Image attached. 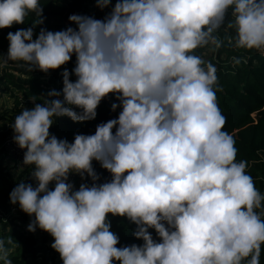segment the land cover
Returning a JSON list of instances; mask_svg holds the SVG:
<instances>
[{
  "label": "trees",
  "instance_id": "obj_1",
  "mask_svg": "<svg viewBox=\"0 0 264 264\" xmlns=\"http://www.w3.org/2000/svg\"><path fill=\"white\" fill-rule=\"evenodd\" d=\"M12 46L0 264H264V0H0ZM50 156L87 193L35 184Z\"/></svg>",
  "mask_w": 264,
  "mask_h": 264
},
{
  "label": "rangeland",
  "instance_id": "obj_2",
  "mask_svg": "<svg viewBox=\"0 0 264 264\" xmlns=\"http://www.w3.org/2000/svg\"><path fill=\"white\" fill-rule=\"evenodd\" d=\"M54 50L52 51V53ZM14 54V47H10L7 50L0 51V71L3 64L14 62L18 60L19 58L16 56H13ZM56 56V53H54ZM32 58L34 57H40L38 59L39 64L43 65H49L48 61V55L45 54L44 50L38 49L35 50V52L31 55ZM10 105V100L5 96L0 94V109L8 107ZM223 144V141L221 142ZM43 146H40L35 154L33 155V162L34 164H38L41 162V153H42ZM30 155V154H29ZM28 155V157H29ZM48 166L46 167L48 170L57 172L59 175L53 178L37 180L38 183L42 186H44L51 194L55 190L62 189L65 192V197H77L80 195H84L87 193L84 186V172L82 170H79L77 168H72L70 165L67 167L64 164H62L59 159L50 156L48 157ZM67 162H69V159H67ZM4 163L6 167H11L10 173L13 175H16L19 173L22 169L15 168L16 165L14 163V159L11 156H7L5 154L4 157ZM41 171V169H40ZM216 178H218L221 181H226L232 177V172L229 171H220L215 174ZM199 224V222H198ZM205 230L203 231L205 238L207 236H212L215 234L216 229L214 230L213 225L211 224H204ZM176 242V241H175ZM175 242H167L169 247H172Z\"/></svg>",
  "mask_w": 264,
  "mask_h": 264
},
{
  "label": "built area",
  "instance_id": "obj_3",
  "mask_svg": "<svg viewBox=\"0 0 264 264\" xmlns=\"http://www.w3.org/2000/svg\"><path fill=\"white\" fill-rule=\"evenodd\" d=\"M195 12V10H192ZM4 149L7 152V156H11L16 162L18 168H23L28 159V155L32 152V147H27L15 136L9 135L4 141ZM35 183L39 184L36 180ZM2 216L0 215V220Z\"/></svg>",
  "mask_w": 264,
  "mask_h": 264
},
{
  "label": "clouds",
  "instance_id": "obj_4",
  "mask_svg": "<svg viewBox=\"0 0 264 264\" xmlns=\"http://www.w3.org/2000/svg\"><path fill=\"white\" fill-rule=\"evenodd\" d=\"M193 13H195V12H193ZM29 156H30V155H29ZM14 163H15V165H16V162H14ZM36 180H38V179H35L34 182H35ZM35 184H37V183H35ZM37 185H40V184H37ZM13 210H14V208L11 209V211H13Z\"/></svg>",
  "mask_w": 264,
  "mask_h": 264
},
{
  "label": "bare ground",
  "instance_id": "obj_5",
  "mask_svg": "<svg viewBox=\"0 0 264 264\" xmlns=\"http://www.w3.org/2000/svg\"><path fill=\"white\" fill-rule=\"evenodd\" d=\"M5 153L7 154L6 150H5Z\"/></svg>",
  "mask_w": 264,
  "mask_h": 264
}]
</instances>
